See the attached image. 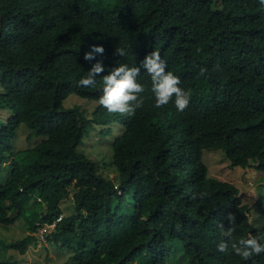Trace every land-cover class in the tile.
Wrapping results in <instances>:
<instances>
[{
	"label": "trees",
	"instance_id": "16d2710c",
	"mask_svg": "<svg viewBox=\"0 0 264 264\" xmlns=\"http://www.w3.org/2000/svg\"><path fill=\"white\" fill-rule=\"evenodd\" d=\"M94 45L103 54L84 60ZM153 50L191 93L189 106L155 108L143 68V105L134 115L99 106L103 76L118 63L140 67ZM98 61L104 71L95 86L79 85ZM70 97L81 102L67 106ZM21 125L27 142L42 139L16 150ZM117 127L101 161L110 177L81 147ZM209 149L231 168L259 172L264 183L259 0H0V176H7L0 228L22 220L28 233L0 239V264H16L8 250L25 255L42 228L41 239L69 251L73 264H167L177 249L184 264H264V253L243 261L231 252L250 234L264 243V224L249 221L234 184L208 176ZM228 213L236 218L231 237L223 234ZM221 242L227 252L217 251Z\"/></svg>",
	"mask_w": 264,
	"mask_h": 264
},
{
	"label": "clouds",
	"instance_id": "9594fccd",
	"mask_svg": "<svg viewBox=\"0 0 264 264\" xmlns=\"http://www.w3.org/2000/svg\"><path fill=\"white\" fill-rule=\"evenodd\" d=\"M264 6V0H259ZM201 49H197L199 53ZM102 46H92L89 52L84 54V60L92 61L94 53L103 54ZM115 54L124 57L126 52L122 48H116ZM141 68L146 69V73L151 78V91L154 95V107L159 109L167 106L170 102L178 112H183L190 103L191 93L179 87L180 79L171 71H166L167 64L158 51L153 50L141 61L140 67H130L126 63H118L111 69L108 75L103 76L102 95L98 99V105L105 108L111 114L132 116L136 110L143 105L141 93L145 91L142 84L137 82ZM104 71L101 62L92 65L86 75L79 80V85L83 87H93L96 84L97 76ZM207 69L201 68L200 75H204ZM208 194L200 193L201 198ZM225 219L230 227L225 231L224 236L231 237L235 231L236 218L232 213H228ZM224 228L223 225H220ZM228 250V244L221 242L217 244V251L224 253ZM231 252L240 257L243 261L251 260L254 256L264 253V243L251 234L246 239H239L231 244Z\"/></svg>",
	"mask_w": 264,
	"mask_h": 264
},
{
	"label": "rangeland",
	"instance_id": "374dc122",
	"mask_svg": "<svg viewBox=\"0 0 264 264\" xmlns=\"http://www.w3.org/2000/svg\"><path fill=\"white\" fill-rule=\"evenodd\" d=\"M79 102L81 101L70 97L65 102V105L69 106L78 104ZM120 129L121 128L117 127L112 131L111 135L107 136L105 139L94 136L83 144L81 151H83L85 155L93 157L101 164V161L107 160L111 155V139L113 140L114 137L119 134ZM26 132H28V129L24 125L18 128L14 139V147L16 150L27 149L29 144L37 143L36 141L39 142L42 139L33 137L27 142L25 136ZM203 159L207 165L209 177L229 182L239 189V196L242 202L249 206V221L256 227H261L264 224V183L261 174L253 169L243 170L240 168H231L228 161L218 149L205 150ZM100 169L109 174L110 177L114 176V172L110 170V168H104L103 164L100 165ZM4 178L7 179V176H0V179ZM61 207L64 216L71 213L72 200L70 196L62 200ZM41 230L42 229L33 234L38 240L35 246L32 244L29 245L25 255H19L16 252L8 250L6 256L11 257L12 260L16 261V264H73L68 259L71 254L69 251L60 253L53 248L52 243L41 239ZM26 234L28 233L22 220H18L8 229L0 228V239H3L5 242L22 238ZM1 255L2 253H0V256ZM180 256V249H177L174 257L171 258L167 264H184V261L180 260Z\"/></svg>",
	"mask_w": 264,
	"mask_h": 264
},
{
	"label": "built area",
	"instance_id": "2783aa9c",
	"mask_svg": "<svg viewBox=\"0 0 264 264\" xmlns=\"http://www.w3.org/2000/svg\"><path fill=\"white\" fill-rule=\"evenodd\" d=\"M44 229H45V228H42V230H41V232H40V237H41V235H42Z\"/></svg>",
	"mask_w": 264,
	"mask_h": 264
}]
</instances>
